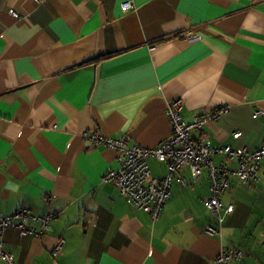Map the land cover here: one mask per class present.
<instances>
[{
  "label": "crops",
  "instance_id": "0c3cea01",
  "mask_svg": "<svg viewBox=\"0 0 264 264\" xmlns=\"http://www.w3.org/2000/svg\"><path fill=\"white\" fill-rule=\"evenodd\" d=\"M177 98L186 122L228 106L204 124L211 145L264 146V0H0V212L57 211L42 235L5 231L19 264H212L225 247L264 264V158L258 180L230 177L221 239L203 232L205 170L172 181L156 221L101 181L116 153L82 134L155 147Z\"/></svg>",
  "mask_w": 264,
  "mask_h": 264
},
{
  "label": "built area",
  "instance_id": "2783aa9c",
  "mask_svg": "<svg viewBox=\"0 0 264 264\" xmlns=\"http://www.w3.org/2000/svg\"><path fill=\"white\" fill-rule=\"evenodd\" d=\"M37 1V0H36ZM131 2L117 6L119 14H125L132 9ZM13 17L18 15L10 10ZM183 100L174 99L166 107V116L170 123V136L152 148L129 145L128 138L104 137L94 132H84L82 138L88 140L94 147H103L116 153V168L110 169L101 177V181L114 185L119 194L134 207L145 211L153 221L158 220L171 192L172 181L176 179L183 186L187 185L182 176L184 169L189 170L193 181L202 172H207L209 195L202 200L210 212L216 225L207 224L203 232L214 238L221 239L220 225L224 215L233 211L232 205L223 206L221 195L230 187V177L234 176L241 184H247L259 179V163L264 158V146L255 150L242 147L234 149L231 146H213L210 136L204 130V124L215 121L227 114L228 106H221L205 112L202 116L186 122L182 116ZM261 111H255L259 116ZM195 132L196 135H193ZM233 138L241 136L240 131L233 133ZM219 159L218 162L215 160ZM148 159H155L166 166V173L160 178L153 177L149 170ZM176 174L178 175L177 177ZM57 216V211L47 210L42 216H36L27 208L4 215L0 212V260L4 264H19L12 253L4 247V233L8 229H16L20 236L43 234L51 220ZM29 222H39L41 229L28 226ZM63 244L60 240L54 253L57 254ZM243 251L239 248H221L212 264H230L232 260L241 258Z\"/></svg>",
  "mask_w": 264,
  "mask_h": 264
},
{
  "label": "rangeland",
  "instance_id": "374dc122",
  "mask_svg": "<svg viewBox=\"0 0 264 264\" xmlns=\"http://www.w3.org/2000/svg\"><path fill=\"white\" fill-rule=\"evenodd\" d=\"M160 164H164V163H162V162H160ZM159 163H155L154 161H152V160H150L149 161V166H150V168H151V170H152V172L154 173V174H157L158 172H159V170H160V165ZM205 173V172H204ZM182 174V173H181ZM177 175V174H176Z\"/></svg>",
  "mask_w": 264,
  "mask_h": 264
},
{
  "label": "trees",
  "instance_id": "16d2710c",
  "mask_svg": "<svg viewBox=\"0 0 264 264\" xmlns=\"http://www.w3.org/2000/svg\"><path fill=\"white\" fill-rule=\"evenodd\" d=\"M225 216V215H224ZM214 220V219H213ZM214 222H215V220H214ZM216 223V222H215ZM225 248H231V247H225ZM234 248H237V247H234ZM243 255H244V252H243ZM243 255L241 256V258L243 257ZM241 258H239V259H236V260H240ZM231 264V263H230Z\"/></svg>",
  "mask_w": 264,
  "mask_h": 264
}]
</instances>
